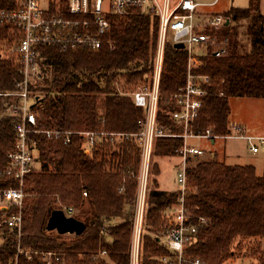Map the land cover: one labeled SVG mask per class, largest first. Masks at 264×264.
I'll return each instance as SVG.
<instances>
[{
	"label": "trees",
	"instance_id": "1",
	"mask_svg": "<svg viewBox=\"0 0 264 264\" xmlns=\"http://www.w3.org/2000/svg\"><path fill=\"white\" fill-rule=\"evenodd\" d=\"M4 5L0 0V6ZM263 7V0H249L246 7L231 6L224 12L229 23L219 37L226 39L228 52L201 57L198 72L209 74L212 80L194 122L196 132L211 127L216 134L228 133L231 97L264 98ZM108 19L107 39L115 44L113 50L108 45L99 50L42 48L43 74L32 87L37 96V126L95 131L97 141L87 153L79 134L73 133L69 142L33 134L38 154L32 171L24 177L27 196L21 231L0 220V264H47L42 251L56 252L59 258L51 264H131L141 165V148L134 134L142 128L145 109L136 106L125 91L152 83L159 17L133 11L110 14ZM15 58L0 34V91L15 89L21 79ZM187 60L186 49L166 43L157 122L175 131L179 129L168 97L184 85ZM16 141L6 106L0 103L1 187L19 185L6 170ZM179 143V139L170 143L158 138L154 145L140 264H164L162 258L174 256L160 231L164 212L178 204L181 191L160 187L157 158L177 155ZM184 205L197 233L185 250L183 264H195L197 259L200 264H227L244 243L254 244L250 249L253 264H264V250L258 247V238L264 237V174H258L254 164H229L216 154L191 159ZM69 207L86 224L85 230L71 237L48 230L52 211ZM103 250L106 255L97 257Z\"/></svg>",
	"mask_w": 264,
	"mask_h": 264
},
{
	"label": "built area",
	"instance_id": "2",
	"mask_svg": "<svg viewBox=\"0 0 264 264\" xmlns=\"http://www.w3.org/2000/svg\"><path fill=\"white\" fill-rule=\"evenodd\" d=\"M0 6V34L4 38L7 51L16 55L15 64L21 79L15 89L0 91V103L6 106V114L17 134L15 147L8 153L7 173L13 174L18 186H0V212L3 223L10 227L22 226V207L27 193L24 177L32 171L37 156L36 140L33 134H44L49 139L71 140L73 133L82 136L86 152L90 153L97 141L95 131H63L37 126L36 95L32 87L41 79L43 47H57L63 51L72 48L99 50L115 44L107 39L111 23L110 14H128L133 11L152 13L159 17V38L155 57L152 83L139 85L129 94L134 104L145 109L142 126L134 136L141 148V165L138 174V194L136 218L131 246V264H140L141 232L144 219L147 185L152 154L156 139L167 142L179 139L176 154L181 158L176 181L181 191L175 207L164 212L165 223L160 233L164 242L174 254L164 257V264H183L186 248L194 242L197 226L189 220L185 208L187 169L193 157L202 158L206 150L198 143L200 139L215 143L218 138L245 139L253 152L264 151V135H251L243 124H231L226 134H216L211 127L204 132H196L194 122L199 115L203 98L207 94V84L212 80L209 74L198 72L202 66L201 57L209 52L220 57L227 51L226 39L219 37L220 30L229 23L224 12L213 10L220 0H4ZM167 42L183 43L187 51V74L184 85L170 94L169 102L174 105L172 119L179 130H171L157 122V108L160 97V78ZM215 156V154H213ZM212 156V157H213ZM204 159V158H203ZM87 196V191H84ZM67 215L75 213L73 207L63 209ZM203 220V219H202ZM21 236V233H19ZM21 251V250H20ZM47 264L58 259L54 251H42ZM106 251H99L103 258ZM31 258V256H30ZM200 259L195 264H200ZM115 264V263H111Z\"/></svg>",
	"mask_w": 264,
	"mask_h": 264
},
{
	"label": "rangeland",
	"instance_id": "3",
	"mask_svg": "<svg viewBox=\"0 0 264 264\" xmlns=\"http://www.w3.org/2000/svg\"><path fill=\"white\" fill-rule=\"evenodd\" d=\"M248 4L249 0H220L212 9L218 12H226L231 6L246 7ZM230 108L231 124L240 122L245 125L248 134L264 135V98L231 97ZM197 142L202 149L207 151L202 158L199 157L200 159L209 158L213 154H217L220 160L229 164H254L257 173L264 174V151L253 152L250 143L245 139L218 138L214 144L205 139H200ZM195 158L193 157L192 159ZM157 161L160 165V174L158 176L160 187L177 189L176 177L181 158L178 155H173L157 158ZM3 218V214L0 212V220L2 221ZM65 235L71 237L73 234L66 233ZM253 245L244 243L237 256L230 259L227 264H253L255 258L252 257L250 251ZM258 247L264 250V237L258 238Z\"/></svg>",
	"mask_w": 264,
	"mask_h": 264
},
{
	"label": "water",
	"instance_id": "4",
	"mask_svg": "<svg viewBox=\"0 0 264 264\" xmlns=\"http://www.w3.org/2000/svg\"><path fill=\"white\" fill-rule=\"evenodd\" d=\"M175 47L184 48L183 43H176ZM86 224L73 215H67L63 209H54L47 223L48 230H56L59 234H80Z\"/></svg>",
	"mask_w": 264,
	"mask_h": 264
},
{
	"label": "crops",
	"instance_id": "5",
	"mask_svg": "<svg viewBox=\"0 0 264 264\" xmlns=\"http://www.w3.org/2000/svg\"><path fill=\"white\" fill-rule=\"evenodd\" d=\"M220 12H223V11H220ZM238 123H240V122H238ZM240 124H242V123H240ZM245 126V125H244ZM196 143H198V142H196ZM217 155V154H216Z\"/></svg>",
	"mask_w": 264,
	"mask_h": 264
}]
</instances>
